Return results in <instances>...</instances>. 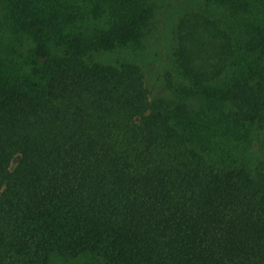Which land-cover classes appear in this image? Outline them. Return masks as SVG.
<instances>
[{"label":"trees","instance_id":"obj_1","mask_svg":"<svg viewBox=\"0 0 264 264\" xmlns=\"http://www.w3.org/2000/svg\"><path fill=\"white\" fill-rule=\"evenodd\" d=\"M153 6L0 0V264H264V0L178 19L172 98L96 59Z\"/></svg>","mask_w":264,"mask_h":264},{"label":"rangeland","instance_id":"obj_2","mask_svg":"<svg viewBox=\"0 0 264 264\" xmlns=\"http://www.w3.org/2000/svg\"><path fill=\"white\" fill-rule=\"evenodd\" d=\"M155 15L153 24L141 42L125 47H117L109 51L96 54V59L105 65H118L120 62L131 61L143 69L145 86L150 90L152 98H172V89L177 85L179 69L174 51V29L178 19L184 15L194 17L192 23L196 24V32L202 33L206 27L216 25L218 31L222 30L223 22L217 19L215 7L200 13V17L192 12H199L202 3L200 0H153ZM198 22H197V19ZM95 30H99L97 21L91 23ZM90 26V27H91ZM179 82V81H178ZM187 82H182L184 86ZM186 86V85H185Z\"/></svg>","mask_w":264,"mask_h":264}]
</instances>
